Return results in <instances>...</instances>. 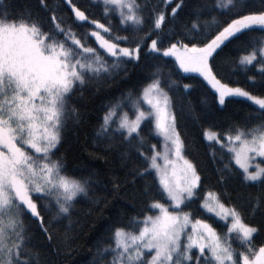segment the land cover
<instances>
[{"label":"snow or ice","instance_id":"6c2138e0","mask_svg":"<svg viewBox=\"0 0 264 264\" xmlns=\"http://www.w3.org/2000/svg\"><path fill=\"white\" fill-rule=\"evenodd\" d=\"M258 2L99 0L101 23L66 0L72 22L51 15L45 23L31 8L0 0V264H52L34 240L42 235L53 250L56 226L71 225L76 206L98 187L96 173L72 170L61 154L69 129L82 122L79 100L89 87L142 65L139 86L110 102L94 130L96 151L140 162L111 181L109 194L130 188L142 206L106 224L94 264H264V212L250 220L217 190L238 177L239 185L260 190L253 211L264 209V0ZM190 6L183 39H176L169 24ZM233 46L247 86L221 75L220 58ZM183 79L211 95L223 121L195 117L218 164L215 187L188 158L178 126L183 107L174 97L196 87ZM235 104L252 108L242 124L229 114Z\"/></svg>","mask_w":264,"mask_h":264},{"label":"trees","instance_id":"16d2710c","mask_svg":"<svg viewBox=\"0 0 264 264\" xmlns=\"http://www.w3.org/2000/svg\"><path fill=\"white\" fill-rule=\"evenodd\" d=\"M45 2L49 6L47 9L43 7L40 0H8L13 9H20L25 6L31 8L45 23L48 22L51 15H56L68 23L72 22L73 14L70 12V6L66 4V0H45ZM207 2L209 5L211 4V0H207ZM74 3L101 23L105 22L103 6L98 0H74ZM256 6H259L258 0ZM0 7L3 6L0 5ZM190 10L191 6L174 23L169 24V35L174 32L176 39H183V35H181L183 24L187 19V11ZM203 19L210 20L211 18L205 15ZM112 23L116 25V20H112ZM165 43L167 44V41ZM237 57L236 46L225 50L219 61L221 75L231 80L234 85L247 86L245 73L236 68ZM165 60H170V58H165ZM144 63L148 64L149 61ZM157 63H163V61H157ZM143 67L144 65L141 68L129 66L127 78H123L121 74L113 79L95 84L89 87L83 93V98L79 100L78 106L82 114V122L69 129L61 154L66 157L72 170L96 173L98 187L95 188V195L92 199H86L76 206L71 225L68 221H64L54 229V248L51 251H56L58 254H51L47 241L42 235L38 234L34 240V244L49 255L52 264H94V261L98 259L97 245H103L107 240L106 224L118 214L124 217L135 215L134 209L139 210L142 206L143 198L139 195L136 200L130 199L132 191L130 188L128 192L122 190L119 196L109 194L111 181L117 178L123 180L133 168L139 166L140 162L133 155L130 160L122 164L118 150L108 154L96 151L94 130L103 116L105 107L110 102L118 99L122 93L134 91L139 86ZM167 68L170 70L172 65L168 64ZM252 74L255 73H249V75ZM176 78L177 75L174 73L173 79ZM181 82L196 84V87L190 90V94L178 92L174 97L179 101L178 109L183 107V112L178 111L177 117L178 126L186 138V145L189 149L188 158L198 165L202 176L208 180L209 187H215L218 179L216 172L218 164L213 162L209 155V149L201 138L202 122H198L195 117H205L207 113L210 116H216L218 122L223 123V121L219 120V114L215 112L211 95L198 82L188 79H183ZM205 97H207V104L202 103ZM228 111L229 114L235 116L238 123L242 124L252 108L247 104H235L231 105ZM152 143H156V140L153 139ZM94 156L99 157V159L93 158ZM140 187L141 183H138L137 190ZM217 190H221L227 196L232 197V202L241 206L250 220L254 219L258 222L262 219L261 213L264 212V209L253 211L251 204V200L260 194L258 188H245L239 185L237 177L226 185L218 186ZM260 239L264 240V236ZM106 259L110 260L111 256H107Z\"/></svg>","mask_w":264,"mask_h":264},{"label":"rangeland","instance_id":"374dc122","mask_svg":"<svg viewBox=\"0 0 264 264\" xmlns=\"http://www.w3.org/2000/svg\"><path fill=\"white\" fill-rule=\"evenodd\" d=\"M99 1V0H98ZM102 35H103V33H101ZM170 59H172V58H170ZM184 75H195V74H184Z\"/></svg>","mask_w":264,"mask_h":264}]
</instances>
